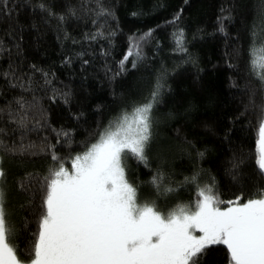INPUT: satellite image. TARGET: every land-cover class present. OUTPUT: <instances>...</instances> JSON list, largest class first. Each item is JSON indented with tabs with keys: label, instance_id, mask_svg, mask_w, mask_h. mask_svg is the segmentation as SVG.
Listing matches in <instances>:
<instances>
[{
	"label": "trees",
	"instance_id": "trees-1",
	"mask_svg": "<svg viewBox=\"0 0 264 264\" xmlns=\"http://www.w3.org/2000/svg\"><path fill=\"white\" fill-rule=\"evenodd\" d=\"M262 45L264 0H8L0 9V187L20 258L30 261L49 170L69 165L157 83L147 166L126 163L144 203L168 215L194 205L205 186L224 202L263 191L255 146L264 84L250 56ZM200 264H229L226 246H210Z\"/></svg>",
	"mask_w": 264,
	"mask_h": 264
},
{
	"label": "snow or ice",
	"instance_id": "snow-or-ice-1",
	"mask_svg": "<svg viewBox=\"0 0 264 264\" xmlns=\"http://www.w3.org/2000/svg\"><path fill=\"white\" fill-rule=\"evenodd\" d=\"M7 7L8 0H0V9L6 12ZM40 8L47 10L43 4ZM227 18L220 19L221 32ZM178 19L179 14L173 22ZM151 33L149 30L144 36ZM177 43L182 45L181 37ZM134 47L139 57V42ZM133 54L130 47L120 61L121 71ZM250 56L253 71L264 84V45L250 49ZM135 63L133 60V67ZM161 89L157 83L145 103L110 122L95 143L75 156L71 171L63 163L49 170L42 181L41 216L30 264H200L213 245L226 246L229 264H264V191L246 201L241 196L224 202L214 186H205L198 191L194 205L178 206L168 215L154 206L138 204L137 190L126 178V163L131 158L147 166L152 109ZM16 103L25 108L22 100ZM12 122L25 126L23 118L17 121L13 117ZM59 135L70 137L68 132ZM30 147L21 145L25 151ZM51 159L56 162L59 158L53 154ZM255 165L264 175V108ZM4 177L0 168V180ZM159 180L154 177L152 183L158 186ZM4 199L0 187V264H24L12 243Z\"/></svg>",
	"mask_w": 264,
	"mask_h": 264
},
{
	"label": "rangeland",
	"instance_id": "rangeland-1",
	"mask_svg": "<svg viewBox=\"0 0 264 264\" xmlns=\"http://www.w3.org/2000/svg\"><path fill=\"white\" fill-rule=\"evenodd\" d=\"M261 47H257L256 49L258 50V49H260ZM83 153V152H82ZM81 153V154H82ZM71 167H72V161L70 162V164L69 165H65V168H67L69 171H71ZM130 183V182H129ZM135 187V186H134ZM136 188V187H135ZM136 190H137V188H136ZM264 191V190H263ZM256 197V195H254V196H252V197H250V198H255ZM247 199H249V198H247ZM247 199H244V201H246ZM137 202H138V204L139 205H144V204H148V205H150L149 203H144V201L140 198V196H139V193H138V190H137ZM151 206H153V205H151ZM199 233H197V235H198ZM24 264H30V261L29 262H24Z\"/></svg>",
	"mask_w": 264,
	"mask_h": 264
}]
</instances>
